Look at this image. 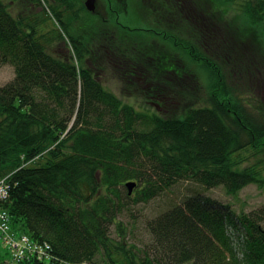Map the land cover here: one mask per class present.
<instances>
[{
    "label": "trees",
    "instance_id": "16d2710c",
    "mask_svg": "<svg viewBox=\"0 0 264 264\" xmlns=\"http://www.w3.org/2000/svg\"><path fill=\"white\" fill-rule=\"evenodd\" d=\"M188 1L153 0L139 26L116 31L83 1L30 0L41 17L26 4L25 13L20 0H0V68L14 72L0 87V185L9 189L0 197L8 226L0 242L11 255L0 264H264V206L239 213L193 192L148 220L144 238L134 231L130 205L148 204L179 182L222 186L229 196L264 186L263 161L245 167L234 158L264 152V73L252 55L227 66L237 57L223 44L230 33L209 46L220 31L215 18L194 13ZM208 1L215 9L237 4L260 30L264 57V0ZM103 2L118 13L132 6ZM171 3L181 11L176 19L195 17L194 37L156 16ZM50 18L58 27L41 32ZM97 55L120 76L122 94L136 91L134 102L106 89ZM237 68L247 86L233 77Z\"/></svg>",
    "mask_w": 264,
    "mask_h": 264
},
{
    "label": "rangeland",
    "instance_id": "374dc122",
    "mask_svg": "<svg viewBox=\"0 0 264 264\" xmlns=\"http://www.w3.org/2000/svg\"><path fill=\"white\" fill-rule=\"evenodd\" d=\"M16 1V0H15ZM43 1V0H42ZM80 3L84 5V9L87 13H90V15L94 16L96 20L107 22L113 20L114 25H110V29L113 27V30L119 31V30H125V27H137L139 26L140 22L146 19L147 13L150 7H152L153 0H131L132 6H127L126 11L118 13L113 10H108L106 6H104L103 0H97V7L95 11L90 12L85 6L86 0H79ZM199 2H195L194 0H189L187 2V5L190 8H194V13L199 12L203 17L207 15L210 11L213 14V18H215L216 26L218 28L217 36L214 38H210V44L212 48H215L216 45L220 44L223 41L224 36L227 33H230V35H227V37L224 39V43H228V46L233 48L234 55H237L236 59L235 57H232L231 63L227 64V66L231 67L235 61H240L239 55H247V56H254L256 59V66H257V72L260 74L264 73V57L262 54V44H263V38L260 34V30L254 26L250 25V22L246 19L245 15L239 10L237 4H226V6H220L215 9V5L210 3L208 0H198ZM6 3L11 4L12 6V0H5ZM21 5L23 6V10L25 13H29L28 8L33 7L36 8V12L39 11L41 14V11L43 10L41 7H39L37 4L30 3V0H20ZM29 7L27 8L26 5ZM218 5V4H217ZM15 8H21L19 4L14 6ZM27 8V9H26ZM172 11H165L159 10L160 14L158 13L156 16L161 20H164L165 27L168 29L169 25H181L186 26L184 34L187 33V30L189 28V31L191 32L193 36V31H197L195 24L196 19L195 17L191 16V23L188 22L186 19L180 20L176 19L178 14L181 12L179 10L178 3H171V6L169 7ZM214 8V9H213ZM48 12V16L51 17V12L48 8H46ZM16 12V11H15ZM182 14L187 15V13L182 12ZM42 15V14H41ZM39 15V16H41ZM41 17H46L45 15ZM96 20H92V22H96ZM178 20V22H176ZM119 23V24H118ZM104 24V23H103ZM102 24V25H103ZM118 24V25H116ZM108 25V24H107ZM54 27H58V24L56 23V20L53 18H50L47 20V24H43L40 26V31L45 32L47 29H52ZM109 27V25H108ZM61 31V27H60ZM194 37V36H193ZM139 42V38L136 39V41L133 42L137 43ZM157 52H162L163 48H161V41L158 39L157 43ZM104 48H101L102 51H104ZM220 48V46L218 47ZM162 49V51H161ZM53 51H61V49L57 50L56 47H53ZM101 56L103 52L100 53ZM257 54V56H256ZM97 61H93V63H98V67H100V74L99 77H102V81H104V85L107 90L112 91L118 96H121L122 89L124 86V83L120 79V76L118 74H115L114 71L110 70V65L107 64L106 58L100 57L97 55ZM106 60V61H104ZM103 61V62H102ZM115 59L111 56L108 62L114 63ZM230 61V60H229ZM255 62V61H254ZM106 68V70L104 69ZM249 71V68H247ZM252 70V69H251ZM251 72V71H250ZM250 72L244 73V75L249 76ZM102 73V74H101ZM233 77L240 83L243 87L247 86L248 80L243 77V73H240V68H237L234 71ZM204 76V75H202ZM14 78V72L13 69L10 66H3L0 68V87L6 85L8 82H10ZM233 83V82H232ZM252 86V82H251ZM255 88V87H254ZM236 89V88H235ZM253 93L250 95L252 97L257 96L258 92L256 89L250 88ZM122 94V100H127L128 102H134L133 96L136 95V91H128V89L125 88L123 90ZM261 96L264 97V92L260 93ZM259 96V100H263V98ZM264 101V100H263ZM140 104V100L137 99L136 105ZM44 153L39 155L33 162L35 165L37 163L41 162L43 159ZM235 160L237 161H243L241 166H250L258 163L259 161L262 162L260 168L262 169V174L264 176V152L260 156V152L258 149L252 148L249 150L241 151L238 153V155L234 156ZM8 187V186H7ZM137 188H133L132 193L134 194V191ZM127 191V188H126ZM193 192H204L207 196H210L212 198H215L223 203L229 204L233 207V209L236 212H243V213H249L255 209H258L262 206H264V186L262 185L260 187L259 184L252 183L242 189L236 196H229L226 194L225 189L222 186L212 188L209 190L204 191L201 186L195 182H179L176 184L172 191L165 193L164 195L152 200L148 204H132L130 205V208H132V211L134 215L136 216L137 220L135 221L134 231L136 233L137 237L144 238V232H143V225L145 223L156 217L159 213L164 211L165 205L169 204H178L180 202V199L183 196L193 194ZM9 193V189H7L6 196ZM122 221L126 222L123 217ZM113 235L115 238H117L115 234V228L112 229ZM145 240V239H144ZM143 240V241H144ZM134 240L133 242H135ZM0 259L9 262L11 259L10 253L6 250L5 246L0 242Z\"/></svg>",
    "mask_w": 264,
    "mask_h": 264
},
{
    "label": "water",
    "instance_id": "95a60500",
    "mask_svg": "<svg viewBox=\"0 0 264 264\" xmlns=\"http://www.w3.org/2000/svg\"><path fill=\"white\" fill-rule=\"evenodd\" d=\"M85 6L88 11L93 12L96 9V0H86ZM136 186V183L132 182L127 184L129 194L131 195L133 188Z\"/></svg>",
    "mask_w": 264,
    "mask_h": 264
},
{
    "label": "built area",
    "instance_id": "2783aa9c",
    "mask_svg": "<svg viewBox=\"0 0 264 264\" xmlns=\"http://www.w3.org/2000/svg\"><path fill=\"white\" fill-rule=\"evenodd\" d=\"M7 189H8V187H4V186L0 185V197H6ZM3 219H4V215L0 214V223H1L0 230H2V229L6 230L8 228V226H6V224H5V222H3ZM22 259H23V257H22Z\"/></svg>",
    "mask_w": 264,
    "mask_h": 264
},
{
    "label": "bare ground",
    "instance_id": "6f19581e",
    "mask_svg": "<svg viewBox=\"0 0 264 264\" xmlns=\"http://www.w3.org/2000/svg\"><path fill=\"white\" fill-rule=\"evenodd\" d=\"M19 247H22V246H20V245H18V244H15L14 245V248L17 250V252H19V253H22L20 250H19ZM25 248V247H24ZM28 248H26V250H27ZM29 252H31V251H29ZM31 256H33V255H31ZM23 257H25V256H23ZM27 259H30V255H28L27 257H26Z\"/></svg>",
    "mask_w": 264,
    "mask_h": 264
},
{
    "label": "flooded vegetation",
    "instance_id": "af4514ba",
    "mask_svg": "<svg viewBox=\"0 0 264 264\" xmlns=\"http://www.w3.org/2000/svg\"><path fill=\"white\" fill-rule=\"evenodd\" d=\"M96 7H97V0H96Z\"/></svg>",
    "mask_w": 264,
    "mask_h": 264
}]
</instances>
